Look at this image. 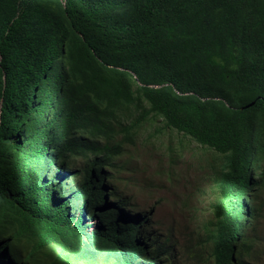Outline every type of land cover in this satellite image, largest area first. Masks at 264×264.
Listing matches in <instances>:
<instances>
[{
  "label": "trees",
  "instance_id": "trees-1",
  "mask_svg": "<svg viewBox=\"0 0 264 264\" xmlns=\"http://www.w3.org/2000/svg\"><path fill=\"white\" fill-rule=\"evenodd\" d=\"M172 133L200 147L197 159L212 170L207 213L186 227L207 252L195 248L193 258L264 256V0H0V264L21 262L44 229L52 239L57 228L59 254L37 248L24 264H114L101 222L118 217L92 188L93 166L113 163L128 195L132 156L161 148L176 166L185 154ZM74 159L84 161L86 186L75 191L80 174H67L61 203L53 195L62 185L45 177L58 179V164ZM87 188L81 213V197H71ZM33 223L39 232L23 245ZM127 224L131 242H143Z\"/></svg>",
  "mask_w": 264,
  "mask_h": 264
},
{
  "label": "clouds",
  "instance_id": "clouds-1",
  "mask_svg": "<svg viewBox=\"0 0 264 264\" xmlns=\"http://www.w3.org/2000/svg\"><path fill=\"white\" fill-rule=\"evenodd\" d=\"M193 143V142H192ZM197 146V145H196ZM81 160V159H80ZM77 161V159L73 160V164ZM80 163L79 169L70 170L69 165L67 163L60 162L58 164V171L60 172V177L57 179V176L45 177L51 182H55L58 186L61 184L63 188V194H60V198L53 195V199L60 200L61 203L66 201L69 196L66 195L68 192L63 183L68 180L66 179L67 174H73L75 172H79L80 175L76 176V180L78 183L74 182L75 191H79L84 188L86 185L84 183V161ZM86 167V166H85ZM95 169L100 172L99 177L97 178V174L93 177L94 180L92 184V188L96 187L95 183H97V188H99L101 194L105 199V203L103 205V210L110 211L115 213L118 218H116V222L112 220L103 219L101 222V231L103 237L108 241L105 243V246L108 245L109 249L107 252L110 254V258L114 261V264H216L215 260L211 257H205L201 260H195L193 258V253L195 248H199V252H202L203 255L207 256L206 250L200 247H194L188 241V237L186 235L185 240L180 243L179 240H175L172 238L173 231H169L166 236L157 234L153 230V217L151 216L153 210L150 211H142L139 209H132L128 206L129 197L127 195H123V197L118 192V184L116 182V175L113 163L108 162L106 164H102L100 167L93 166ZM54 166L51 170H47V175L53 172L55 169ZM126 165L124 166V170ZM87 178V177H85ZM110 188V192L107 190ZM117 188V191H116ZM94 192L93 189H85L78 193H73L71 199H74L76 196L81 197L80 205L81 209H77L79 212L86 211L83 209V204L86 206H90L91 193ZM126 194V193H125ZM114 198L113 201H109L110 198ZM67 201L65 204V209H71L72 206ZM116 203V204H113ZM69 204V205H66ZM134 204V203H133ZM68 207V208H67ZM138 208V207H137ZM78 212L76 213V216ZM133 221L135 224V231L138 234L144 233L146 238L143 242L138 241V238H135V242H131L132 232L129 228L127 222ZM98 220L93 219L90 220V223L97 224ZM63 224H60L62 226ZM126 229V231H125ZM38 233V225L33 223L30 227H25V232L23 236V245L27 243L28 236H30V232ZM41 231V230H40ZM47 230L44 229L41 233V243L39 244V238L34 242L28 245L27 252L28 254H23L22 252V261L19 263H12L10 260H7L4 264H24L25 262L30 263L28 258L30 254L40 248L43 251H47L55 254L57 256L59 254V250L56 249L60 245V241L63 236H65L64 231L58 229L55 231V234L52 236V239H49L46 236ZM54 236H58L57 239ZM259 237V236H258ZM104 246V248H105ZM87 258H84L86 260ZM84 264V263H81ZM237 264H264V256L254 257L247 256V258H239Z\"/></svg>",
  "mask_w": 264,
  "mask_h": 264
},
{
  "label": "rangeland",
  "instance_id": "rangeland-1",
  "mask_svg": "<svg viewBox=\"0 0 264 264\" xmlns=\"http://www.w3.org/2000/svg\"><path fill=\"white\" fill-rule=\"evenodd\" d=\"M145 128L146 125H143V129ZM166 137L162 135L160 140L167 143L169 140ZM181 137L177 133H172L170 140L176 147L178 141L182 140V145L186 147L185 154L175 159L176 166L170 165L167 151L160 152L162 150L160 148L154 150L155 152L150 156L147 149L145 152L142 151L132 156L123 174L121 172L124 181L129 185L128 195L127 193L126 195L134 199L131 200L132 203L139 210H153L151 215L154 224L153 230L163 236H166L169 231H173L172 238L179 240L180 243L185 240L187 235L186 227L190 223L191 215H205L209 200L213 195L210 190V188L212 189L210 184L212 170L200 162L196 156L200 147L187 139H181ZM128 161L127 156L122 158V162ZM80 163H83L80 159H77L74 164L71 162L69 169H79ZM200 167L202 168L200 169ZM170 174H173V177H170ZM110 188L109 186L107 189L109 192ZM113 200L112 197L109 201ZM176 202H179L177 206H175ZM186 202L189 209L181 210L182 204ZM258 203L261 204L263 210L261 214L263 217L258 229L260 234L258 243H262L264 247V195L260 197Z\"/></svg>",
  "mask_w": 264,
  "mask_h": 264
}]
</instances>
